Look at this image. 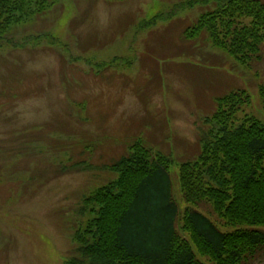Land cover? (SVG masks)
Returning a JSON list of instances; mask_svg holds the SVG:
<instances>
[{
	"label": "rangeland",
	"instance_id": "obj_1",
	"mask_svg": "<svg viewBox=\"0 0 264 264\" xmlns=\"http://www.w3.org/2000/svg\"><path fill=\"white\" fill-rule=\"evenodd\" d=\"M214 5L53 0L42 14L10 20L0 39V264L79 259L75 232L98 211L87 199L117 179L111 166L135 145L171 161L172 199L184 210L178 169L221 128L210 122L217 98L244 91L249 104L234 123L264 125V47L247 68L205 40L182 39ZM195 209L232 231L210 204ZM247 264H264V250Z\"/></svg>",
	"mask_w": 264,
	"mask_h": 264
},
{
	"label": "trees",
	"instance_id": "obj_2",
	"mask_svg": "<svg viewBox=\"0 0 264 264\" xmlns=\"http://www.w3.org/2000/svg\"><path fill=\"white\" fill-rule=\"evenodd\" d=\"M52 1L0 0V39L10 20L22 23L42 14ZM210 2L213 10L201 14L182 39L205 40L243 67L260 62L264 2ZM259 94L264 107V87ZM245 104L244 91L215 100L210 122L221 128L203 137L199 154L182 163L177 176L184 203L210 204L231 232H221L195 208L178 210L171 195V161L135 145L111 166L117 179L87 199L98 208L97 218L83 234L75 232L80 258L65 264H203L195 251L211 264H247L256 258L264 250V232L256 229L264 227V125L253 117L234 123Z\"/></svg>",
	"mask_w": 264,
	"mask_h": 264
}]
</instances>
